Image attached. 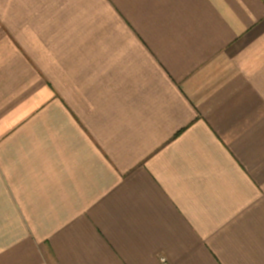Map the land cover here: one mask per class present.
I'll list each match as a JSON object with an SVG mask.
<instances>
[{
  "label": "crops",
  "instance_id": "1",
  "mask_svg": "<svg viewBox=\"0 0 264 264\" xmlns=\"http://www.w3.org/2000/svg\"><path fill=\"white\" fill-rule=\"evenodd\" d=\"M0 264H264V0H0Z\"/></svg>",
  "mask_w": 264,
  "mask_h": 264
},
{
  "label": "built area",
  "instance_id": "2",
  "mask_svg": "<svg viewBox=\"0 0 264 264\" xmlns=\"http://www.w3.org/2000/svg\"><path fill=\"white\" fill-rule=\"evenodd\" d=\"M161 262H162V263H165V260H164L163 258H161Z\"/></svg>",
  "mask_w": 264,
  "mask_h": 264
}]
</instances>
